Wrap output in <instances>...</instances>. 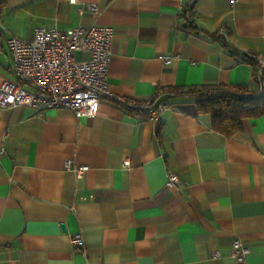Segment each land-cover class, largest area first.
<instances>
[{
    "label": "crops",
    "instance_id": "1",
    "mask_svg": "<svg viewBox=\"0 0 264 264\" xmlns=\"http://www.w3.org/2000/svg\"><path fill=\"white\" fill-rule=\"evenodd\" d=\"M53 23L113 27L110 87L130 100L254 87V65L220 31L264 62V0H199L190 16L182 0H0V85L16 79L8 38ZM67 160L87 165L82 177ZM236 239L247 264H264V115L226 136L194 103L157 121L108 97L94 118L0 106V264H236Z\"/></svg>",
    "mask_w": 264,
    "mask_h": 264
},
{
    "label": "built area",
    "instance_id": "2",
    "mask_svg": "<svg viewBox=\"0 0 264 264\" xmlns=\"http://www.w3.org/2000/svg\"><path fill=\"white\" fill-rule=\"evenodd\" d=\"M72 3L77 0H69ZM199 0H182L187 15ZM86 8L97 11L98 5L87 3ZM230 41V36L220 31ZM115 31L111 26L83 25L62 29L58 23L38 26L32 38L12 35L7 44L12 55L15 80H4L0 85V106L18 108L27 106L41 112L52 108H66L76 117L94 118L101 100L111 98L123 109L143 112L157 121L162 113L171 109V104L158 98L130 100L111 90L108 78ZM78 52L87 56L79 58ZM172 56L164 57L166 65ZM259 79L264 77V62L258 69ZM124 167L130 160L123 161ZM77 177H82L87 165H76L72 160L65 163ZM179 178L169 173L168 185ZM84 243L81 233L72 236L73 245ZM250 249L240 239L233 242L230 256L236 264H247ZM216 255L218 253H215Z\"/></svg>",
    "mask_w": 264,
    "mask_h": 264
},
{
    "label": "trees",
    "instance_id": "3",
    "mask_svg": "<svg viewBox=\"0 0 264 264\" xmlns=\"http://www.w3.org/2000/svg\"><path fill=\"white\" fill-rule=\"evenodd\" d=\"M214 36L230 49L238 61L254 65L256 85H189L167 88L168 96L164 101L170 104L194 103L200 113L211 116L212 128L226 136H231L242 130L245 118H257L264 115V77L257 76L261 62L250 53H238L226 37L220 33ZM143 113V112H142ZM146 114V113H145Z\"/></svg>",
    "mask_w": 264,
    "mask_h": 264
},
{
    "label": "water",
    "instance_id": "4",
    "mask_svg": "<svg viewBox=\"0 0 264 264\" xmlns=\"http://www.w3.org/2000/svg\"><path fill=\"white\" fill-rule=\"evenodd\" d=\"M64 227V226H63Z\"/></svg>",
    "mask_w": 264,
    "mask_h": 264
}]
</instances>
